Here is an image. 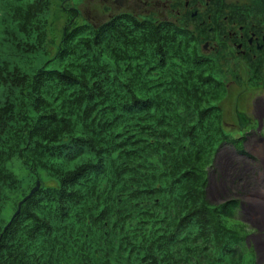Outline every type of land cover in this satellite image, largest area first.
Returning <instances> with one entry per match:
<instances>
[{"label": "trees", "instance_id": "1", "mask_svg": "<svg viewBox=\"0 0 264 264\" xmlns=\"http://www.w3.org/2000/svg\"><path fill=\"white\" fill-rule=\"evenodd\" d=\"M189 2L98 25L63 7L56 40L50 0H0V264H257L205 188L227 85L264 90V0Z\"/></svg>", "mask_w": 264, "mask_h": 264}, {"label": "rangeland", "instance_id": "2", "mask_svg": "<svg viewBox=\"0 0 264 264\" xmlns=\"http://www.w3.org/2000/svg\"><path fill=\"white\" fill-rule=\"evenodd\" d=\"M114 1L116 3H114ZM141 1L142 0L136 1L132 6L135 12L132 14L142 16L139 15L142 10ZM146 1H154L160 4L159 10L151 14L155 16L160 14V18L163 20L170 19L171 15L175 14V12L179 10L176 7V4L180 2H184V4L186 3V9L190 12H193L195 7L196 11H202L201 7L197 5L194 7L191 5L189 6L190 0ZM227 1L233 2V0ZM50 2L51 32L49 33V38H55L56 40L60 37V32L66 20L65 13L63 10L61 11V8L63 7L66 9L69 8V10L79 11L81 17L88 20L93 25L101 24L113 15L131 13V11L126 8L125 3H123L124 1L121 0H50ZM162 4H167L169 9H162ZM54 48L55 46L51 47L52 51H49L50 54L53 53ZM207 48L202 51L203 54H207L209 52ZM234 64H236L235 61L229 62L227 67L233 68ZM237 65V75L240 79H244V65L242 62L240 63L239 60ZM31 68L32 67L27 66V64H24L23 66V70L29 73L32 72ZM234 83L235 82L227 85L231 100L225 102L223 112L224 128L231 138L226 139L225 143L227 144H223L219 148L215 154L213 164L208 169L207 185L205 188L206 199L209 204L213 205H221L231 200L237 201V209H235L236 211L234 215L236 221L232 222L234 227H240V224L245 227V224L247 223L246 221L249 219L245 215V212H247L248 215L257 218L259 224L263 226L264 222L262 221V216L264 215V187L258 184V189L252 191L253 193L250 197L244 185V177H250L249 174H246V172L249 171L251 165L261 161L264 162V151L262 148L263 139L260 136V133H264V90H246L243 92ZM259 83L261 84V82ZM234 100H237V111L235 109L236 112L233 107ZM239 117H242V119L245 118L243 126L239 125ZM235 140H238L239 142L233 143L232 141ZM232 165H239V169H242V174H234L235 172L232 170ZM12 171L19 179H23L27 182L26 173L18 165H15V163ZM42 177L44 178L43 175ZM29 185L30 184L25 186L23 184V189L26 190ZM239 202L241 203L242 208L239 207ZM249 202L251 204L250 208L252 209V205L255 204V202H257V206L261 205V214L254 215L250 209L248 210L246 205L249 204ZM10 215V208L7 207L3 213V220H7ZM245 228L248 232L247 234H249L250 229L247 227ZM245 242L247 248L254 253L255 251L253 250L254 248H252V239L250 237H246ZM260 250L262 249L260 248ZM256 257L257 264H264V257H260L258 253Z\"/></svg>", "mask_w": 264, "mask_h": 264}, {"label": "flooded vegetation", "instance_id": "3", "mask_svg": "<svg viewBox=\"0 0 264 264\" xmlns=\"http://www.w3.org/2000/svg\"><path fill=\"white\" fill-rule=\"evenodd\" d=\"M121 1H124L123 3H125L126 8L129 11H131V13H135L132 6L138 0H121ZM141 2H142V10L140 11L139 15L149 16V15H151V13L157 12V10H159L160 4H158L157 2H154V1L148 2L146 0H144V1L142 0ZM114 3H116V2L114 1ZM161 7H162V9H169V6L167 4H162ZM184 7L187 8L186 3L184 4ZM157 16L161 17L160 14H157ZM233 37L234 38L236 37L234 39L233 44H232L235 51L237 53H239L240 55H244L246 48L243 47L242 36H240V35L234 36L233 35ZM260 40H264V37H261ZM245 41L249 47L248 51L250 52L252 59H254L255 55L251 53L250 47L254 46L255 49L259 51L261 49L260 47L262 45L258 44L257 38L252 36V34H250L248 36V38L245 39ZM237 46H239V48H237ZM211 49H212V46H208V51H210ZM259 62H260V60H259ZM262 71L264 72L263 67H262ZM263 76H264V73H263ZM240 118H242V117H240ZM244 120H245V118L242 119L243 124H244ZM263 134L264 133H260V136L263 139L262 148L264 151V135ZM253 163H254V160H253ZM231 164H232V162H231ZM239 168H240L239 165H237V166L232 165V170L235 172L234 174H237V173L240 175L242 174V169H239ZM246 174H249L250 177L249 176H248L249 178H247V176L244 177V185H245V188L247 189V193L251 197V195L253 193L252 191H254L255 189H258V184L260 186L264 187V162L261 161V162H257L256 164L251 165L249 171H247ZM238 181H240V180H238ZM250 206H251V204L249 202V204L246 205L248 210L250 209ZM239 207H241L240 202H239ZM245 215L247 216V218H249L246 221L247 225L245 224V227L250 229V233L247 235V237H250L252 239V242H253L252 248H254L253 250L255 251L254 254L256 256L258 253L260 255V257H264V225L262 226L261 224H259V222L257 221V218L248 215L247 212H245ZM251 215H252V213H251ZM260 248L262 250H260ZM256 259H257V257H256Z\"/></svg>", "mask_w": 264, "mask_h": 264}, {"label": "water", "instance_id": "4", "mask_svg": "<svg viewBox=\"0 0 264 264\" xmlns=\"http://www.w3.org/2000/svg\"><path fill=\"white\" fill-rule=\"evenodd\" d=\"M196 15V12L192 13V17H194ZM250 41V40H249ZM208 47V43H204V45L202 46V49L205 50ZM237 48H239V46H237ZM258 48V47H257ZM264 69V68H263ZM39 188V183L38 181H35L34 186L30 189V191L27 193V195L17 204L16 206V210L13 216H16L19 212V208L21 206V204L23 202H25L26 200H28ZM10 221L8 222V224L4 227L3 230H5V228L9 225Z\"/></svg>", "mask_w": 264, "mask_h": 264}, {"label": "bare ground", "instance_id": "5", "mask_svg": "<svg viewBox=\"0 0 264 264\" xmlns=\"http://www.w3.org/2000/svg\"><path fill=\"white\" fill-rule=\"evenodd\" d=\"M261 206V205H260ZM260 206H257V202H255V204L252 205L253 209L250 208V210L253 212V214H261V209ZM262 221L264 222V215L262 216Z\"/></svg>", "mask_w": 264, "mask_h": 264}]
</instances>
